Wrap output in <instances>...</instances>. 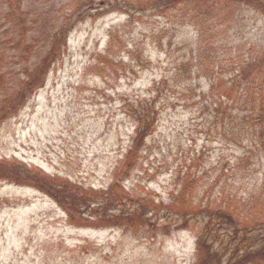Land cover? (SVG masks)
Returning <instances> with one entry per match:
<instances>
[{
  "label": "rangeland",
  "instance_id": "rangeland-1",
  "mask_svg": "<svg viewBox=\"0 0 264 264\" xmlns=\"http://www.w3.org/2000/svg\"><path fill=\"white\" fill-rule=\"evenodd\" d=\"M143 1L23 2V9L47 8L46 14L71 30L67 49L51 64L43 86L16 116L0 124V162H16L55 179V190L71 184L84 221L100 219L89 215L95 201L115 215L136 204L151 220L138 233L118 226H75L41 190L0 180V264H192L198 229L175 230L183 220L175 218L176 210L181 204L184 211L204 203L200 194L206 190L210 201L224 195V208L234 221L235 216L243 221L240 225L254 217L247 231L261 241L255 249L223 244L215 260L264 264L259 255L264 246V138L255 134L264 137V76L250 73L251 62L264 59V22L252 10L224 14L228 18L214 27L222 37L211 41L189 23L193 4L163 15L139 9ZM212 47L217 53L210 58ZM199 60V74L189 72V63ZM173 77H178L176 84ZM161 91L165 96L155 128L128 173L121 163L134 125L124 104L137 96L158 103ZM227 98L253 99L249 121H233L240 116L236 110L230 117L219 113L224 107L217 102ZM230 127L234 137L224 134ZM220 172L226 176L213 184ZM230 191L236 200H228ZM121 195L125 200L118 204ZM245 252L253 259L244 258Z\"/></svg>",
  "mask_w": 264,
  "mask_h": 264
},
{
  "label": "trees",
  "instance_id": "trees-1",
  "mask_svg": "<svg viewBox=\"0 0 264 264\" xmlns=\"http://www.w3.org/2000/svg\"><path fill=\"white\" fill-rule=\"evenodd\" d=\"M24 1L27 0H0V124L8 118L16 116L30 97L43 86L51 64L61 58L66 51L68 34L71 30L69 26L64 25L65 23H61L55 15L46 14V12L50 11L47 8L23 9L22 4ZM129 4L134 5V2H129ZM189 4H193L188 11L189 23L194 27L198 36L207 37L211 41H214L215 37H222L219 32H216L214 27L228 18L224 14L252 10L264 22V0H159L156 3L154 0H144L137 5L142 11L150 9L165 15L166 11L173 9L177 5L184 6ZM127 13L130 14L132 12L129 11ZM45 15H52L53 18L46 20ZM205 24L210 25L202 27ZM204 30L208 31V33L204 32ZM112 40L111 34L108 41L109 46ZM210 52L211 54L208 55L210 58L217 53L213 47ZM190 59L191 57L184 60ZM251 63L250 73L258 71L259 74L263 73L264 76V59L253 60ZM189 64L188 71L199 74L201 61ZM248 64L243 69L244 72ZM238 75L240 73L236 71L235 76ZM177 78L173 77L175 84L177 83ZM164 96L165 93L161 91L158 103L153 97L137 96L132 101L124 104V113L132 118L134 125L131 144L123 159L125 164L121 163V168L126 167L125 169H128V173L134 170L141 152L139 150L143 148L146 138L155 128L157 114ZM221 104H223L224 111H227L226 115L224 111L218 110L222 115L230 117L233 110L240 113L238 119L233 120L239 122V124L249 121L251 111L254 109L253 99H245L241 103L227 98L224 99V102H217V106ZM257 122L262 124L260 120H257ZM224 134L234 137L233 127L226 130ZM255 134L259 138H264L258 132ZM4 162H0V180L15 185L27 184L41 190L55 200L58 206L66 213L69 222L75 226L101 227L109 225L138 233L151 220L148 212L144 208H136V204H134L133 209L130 207L123 209L121 207L117 211V215H115L109 214L105 208H101L100 202L95 201L88 209L90 211L89 215L96 214L100 219L97 221H84L81 217L84 215V211L77 205V198H75L71 184L67 183V189H65L67 193L61 188L55 190V187L51 186L55 185V179L49 176L46 177L40 172L29 170L21 164L17 165L16 162ZM239 162L241 160L237 159V163ZM127 172L124 175H127ZM224 176H226L225 172H220L212 183L218 184ZM226 184L227 182L223 183V185ZM230 193L233 196L228 200H236L235 194L232 191ZM58 195L64 197L63 202L58 200ZM200 195L204 198V203L198 201L197 206H191L184 211L181 204L179 210H176L177 216L175 217L183 219L175 230H178V228L189 229L190 227L198 229L194 235L196 255L192 264H228L226 259L225 261H217L214 258L215 255H220L225 245L234 248L236 244H239L243 245L245 249L258 247L260 241L258 234L255 235V232L249 233L247 231V227L252 226L253 221H255L254 217L240 225V222L243 221H239V217L235 216V221H237L235 222L230 212L224 208L227 202L224 201L222 193H218L213 201L208 200L211 197L209 190L203 191ZM124 200L125 196L121 195L117 203L122 204ZM128 202L129 200L127 199L125 203ZM119 216L121 217L120 219L118 218ZM196 218H199V220L196 221ZM173 222L174 220H170L165 224L164 231L166 233L171 232L168 228ZM220 247L222 248L221 250ZM259 255L264 258V246L260 249ZM242 256L253 259L247 252Z\"/></svg>",
  "mask_w": 264,
  "mask_h": 264
}]
</instances>
